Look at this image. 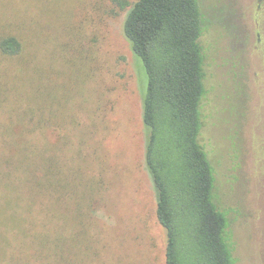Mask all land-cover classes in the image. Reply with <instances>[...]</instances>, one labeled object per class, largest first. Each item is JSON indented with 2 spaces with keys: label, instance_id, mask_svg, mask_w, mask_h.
Listing matches in <instances>:
<instances>
[{
  "label": "rangeland",
  "instance_id": "374dc122",
  "mask_svg": "<svg viewBox=\"0 0 264 264\" xmlns=\"http://www.w3.org/2000/svg\"><path fill=\"white\" fill-rule=\"evenodd\" d=\"M199 1L200 141L231 221L235 264H264V0ZM127 9L114 0H0V37L21 43L16 55L0 52V106L44 107L51 142L40 154L61 166L58 187L34 203L38 217L61 225L52 264H164L143 160L145 73L123 35ZM30 115L19 117L39 140Z\"/></svg>",
  "mask_w": 264,
  "mask_h": 264
},
{
  "label": "trees",
  "instance_id": "16d2710c",
  "mask_svg": "<svg viewBox=\"0 0 264 264\" xmlns=\"http://www.w3.org/2000/svg\"><path fill=\"white\" fill-rule=\"evenodd\" d=\"M114 1L120 10L128 7L123 35L145 73L143 160L165 233L164 264H235L231 221L217 198L214 168L200 141L206 93L200 1ZM20 49L16 35L0 37L3 56ZM43 108L0 106V264H52L59 255L53 241L61 225L38 217L34 206L38 196L58 187L53 178L61 172L40 154L51 142ZM36 110L39 117L33 115ZM24 111L31 112L32 126L42 127L39 140L26 134L30 122L19 117Z\"/></svg>",
  "mask_w": 264,
  "mask_h": 264
}]
</instances>
